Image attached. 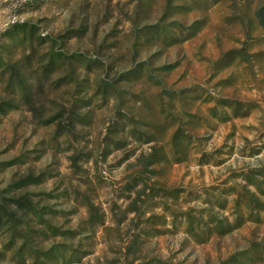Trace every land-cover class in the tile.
I'll use <instances>...</instances> for the list:
<instances>
[{"label": "rangeland", "instance_id": "374dc122", "mask_svg": "<svg viewBox=\"0 0 264 264\" xmlns=\"http://www.w3.org/2000/svg\"><path fill=\"white\" fill-rule=\"evenodd\" d=\"M0 264H264V0H0Z\"/></svg>", "mask_w": 264, "mask_h": 264}]
</instances>
